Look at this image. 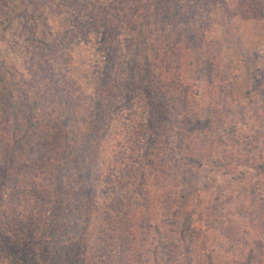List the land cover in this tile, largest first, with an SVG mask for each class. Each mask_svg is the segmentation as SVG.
Returning a JSON list of instances; mask_svg holds the SVG:
<instances>
[{
  "label": "rangeland",
  "instance_id": "rangeland-1",
  "mask_svg": "<svg viewBox=\"0 0 264 264\" xmlns=\"http://www.w3.org/2000/svg\"><path fill=\"white\" fill-rule=\"evenodd\" d=\"M107 1L111 0H104ZM179 1L181 5L186 4L185 0ZM258 1L264 3V0H214L209 8L207 4L204 6L205 0H200L199 14L191 11L185 29L190 37L181 30V22L177 26L169 24L162 27L163 22L158 21L152 27L145 25V33L139 38L136 32L143 24L140 18L137 25L123 24L126 26L119 27L115 40L118 46L112 50L109 46L102 48L104 45L99 43L101 35L95 30H90L87 36L79 30L70 31L81 15L70 22V11L66 12L67 9L59 14H50L47 9L46 21L40 18L39 13L35 14L38 15L40 28L47 26L57 34V41L66 40L58 49V56H52L48 62L59 77L61 73L65 75L64 85L72 91V100L82 93L88 101L90 96L105 90L100 88L97 77L100 71L105 79L110 77L108 64H111L114 55H119L124 62L126 58L130 62L136 58L143 65L142 74L149 75L150 84L159 85L163 81L169 83L168 80H173L177 73L179 78L194 75L200 79L202 73L196 67L197 57L203 52L199 45H202L204 50L212 48L210 51L216 67H221L220 73L229 75L225 81L217 78L210 86L203 77L201 99H191L188 103L190 113L185 126L191 130L186 145L190 152L195 149L198 157L202 158L201 167L187 163L175 167L162 150L168 145L166 133L158 135L157 131L149 128L143 135L148 104L143 90L136 87L141 81L131 80V76L130 81L129 70L124 67L118 82H111L105 92L111 108L115 107L116 111L111 112L110 123L106 126L108 132L100 149L101 176L98 182L100 180L101 184L95 186L97 192L88 204L97 222L86 221L83 217L78 220L84 222L82 226L89 225L90 242L99 235L100 227L115 223L117 210L121 214L128 210L136 220L134 245L139 249L137 252L143 264H155L151 250L160 242L161 235L167 233L176 239L163 237L165 242L176 243V248L172 250L174 257L167 264H186L183 260L186 255L192 257L195 263L208 264V253L212 254L213 264H241L252 248L258 258L254 264H264V200L259 196L264 194V179L253 180L241 171L245 164L258 166L264 145L259 141L262 148L251 152L232 146L228 122L224 118L227 109H235L234 99L244 100L248 96L259 95L260 80L264 74V15L252 17L249 13L252 3ZM9 6L23 7L19 0H9ZM23 8L22 16L14 18L16 23L13 26H9L8 17L0 19V71L13 75L11 86L14 94L19 87L27 85L19 73L28 72L25 63L33 53L27 50L28 45L37 54L46 49L40 41L29 40L31 33H20L23 21L32 16V8ZM13 15L9 11V16ZM180 80L185 82L184 78L178 82ZM229 83L231 94L225 89ZM38 100L35 98L32 103ZM186 109L181 110L183 115ZM176 116L182 120L179 113L176 112ZM173 119L164 121L160 130H164ZM78 125L82 127L83 123L79 121L76 124L74 118L70 128ZM258 125L261 128L262 124ZM4 135L0 132V173H4L8 181L3 186L0 201L7 204L9 209L5 205L4 208L10 219V213L15 214L17 219L31 216L30 208L33 206L34 226L40 229L50 221L47 217L49 197L43 202L44 198L40 199L41 194L38 196V193L48 190L53 193L54 196H50L54 199L57 180L54 184L52 173L61 171L62 166L57 162V166L53 167L52 162L38 158L32 152L28 154V144L16 147L13 160L10 158L12 146ZM246 156L249 157L248 162ZM10 160L19 169H10L8 174L3 166L9 169ZM220 161L224 164L219 168L216 163ZM72 165H76L75 162L69 164L70 167ZM78 167L77 164L72 169L78 170ZM81 172H85L84 169L78 173L67 171L64 178L67 180L70 175L67 181L74 182ZM107 176L114 183L123 185L119 194L122 200L116 197L112 185L105 184ZM71 178L75 179L72 181ZM87 179L90 184L89 174ZM253 190L255 194L251 193ZM37 203L38 206L35 205ZM131 203L138 209L134 206L131 209ZM141 219L149 226L143 227ZM65 239L72 241L76 238L71 232L69 237L62 238ZM53 241L56 242L55 239ZM185 243L190 247L188 252L185 251ZM49 246L47 250L54 261L59 246ZM162 252L164 250L161 249L160 255Z\"/></svg>",
  "mask_w": 264,
  "mask_h": 264
},
{
  "label": "trees",
  "instance_id": "trees-1",
  "mask_svg": "<svg viewBox=\"0 0 264 264\" xmlns=\"http://www.w3.org/2000/svg\"><path fill=\"white\" fill-rule=\"evenodd\" d=\"M19 1L23 7L32 8V16L29 20L23 21L20 33H31L29 40L40 41L46 49L38 51L37 54L30 48V44L28 45L27 50L33 51L31 59L26 60L25 63L28 72L21 71L19 73L21 80H24L27 85L21 89L19 87L17 94L13 93L11 86L13 75L10 76L7 72L0 71V132L5 134V137L7 136L8 140L6 141L12 146L13 152L10 153V158L13 160H15L13 155L16 147L28 144V154L32 152L39 156L38 158L52 162L53 167L57 166V162H59L62 169L66 167L67 170L51 171L55 177L53 181L57 180V185L54 187L56 192L54 199L50 196H54L53 193L48 190H40L38 193V196L41 194L40 199L44 198L43 202L47 196L49 197L47 217L50 221L40 229L34 226L33 206L30 208L31 216L17 219L15 214L10 213L12 217L10 219L4 208V205L6 207L7 204L0 201V264H143L139 252H137L139 249H137V245H134L137 237L134 226L136 220L128 210L122 211V214L117 210L118 216L115 223L100 227L99 235L92 242L89 241V225L82 226L84 222L78 221L83 217L86 221L97 222L88 204L97 192L95 186L101 184L100 180L98 182L101 176L99 173L101 167L99 163L100 149L108 132L106 126L110 123L111 112L116 111L115 107L111 108L105 91L109 89L108 86L111 82H118L124 67L129 70L128 79L131 76V80L141 81L136 84V87L143 90L148 104L146 108L148 115L144 122L145 132L143 135L147 134L149 128L157 131L158 135L166 133L168 145L166 148L162 147V150L175 167H181L185 163L201 167L203 165L202 158L198 157L195 149L190 152V148L186 145L187 136H190L191 130L190 127L185 126L186 117L190 113L188 103L191 99H201L203 77L210 86L217 78L225 81L224 79L229 75L226 72L220 73L221 67H216V62L213 61L214 55L212 56L210 51L212 48L204 50L202 45H199L203 52L197 57L198 65L196 67V70L198 69L202 73V77L197 79L194 75L190 78L185 75L181 77L185 79L184 83L181 80L178 82L181 78L177 73L173 80H168L169 83L163 81L162 84L152 85L149 75L142 74L144 73L143 65L138 63L136 58L135 60L132 58L131 62L126 58V62H124L119 55H114L111 64H108L110 77L105 79L101 71L97 77L100 88L105 90L96 93L93 97L90 96L88 101L82 93L72 100L74 98L72 91L66 88L68 85H64L65 75L61 73L59 77L50 68L51 63L48 62L52 56H58L57 51L63 47L66 40L61 43L60 40L57 41V34L51 32L50 28L47 26L40 28V24L37 22L38 15L35 14L39 13L40 18L46 21L44 16L47 9L50 14L63 13L67 9L66 12L70 11V22L77 20V17L81 15L70 31L79 30L87 36L90 30H95L98 35H101L99 43L101 46L104 45L102 48L109 46L112 50L118 46L115 40L119 27L123 24L133 26L135 23L134 25H137L140 18L143 24L138 27L136 32L139 38L142 37L141 34L145 33V25L152 27L158 21L163 22L162 27H167L169 24L177 26L181 22L179 25L181 30H184L183 33L190 37L191 35L185 29H187L191 11L199 14L200 0H185V5H181L179 0ZM213 1L205 0L204 6L207 4L206 6L211 8ZM23 7L10 8L9 0H0V19L8 17L9 26H13L16 23L14 18L22 16ZM263 10L264 3L258 1L256 4L252 3L249 13L252 17H263ZM9 11L14 14L12 17L9 16ZM111 54H113L112 51ZM144 58L147 59V56ZM1 65L2 61L0 60V67ZM69 85L72 84L69 83ZM227 86L225 89L230 92L228 94H231V84L229 83ZM260 86L259 95L248 96L244 100L234 99L235 109H227L228 113L226 112L224 115L229 126L230 144L238 149H245L247 152L260 150L262 145L259 141H262L264 145V74L260 80ZM35 98L39 100L32 103ZM184 108L187 109L186 114L183 115L181 110ZM211 110L215 114L217 113L216 110L212 108ZM176 112L181 115L182 120L176 116ZM74 118L76 124H79V121L83 123L82 127L78 125V127L70 128ZM172 119L173 122H170L164 130H160L159 127L163 126L164 121ZM259 123L262 124L261 128L258 127ZM186 148L189 149L186 150ZM260 156L261 161L257 167L245 164L246 167L244 165L241 169L243 174H248L253 180H259L260 177L264 179V152ZM246 157L248 162L249 157ZM13 160H10L9 169L3 166V170L8 174H10V169H19ZM73 162L76 165L70 167L69 164ZM77 164L78 170L84 169L85 172H81L74 182L67 181L70 175L66 180L65 173L67 171L78 173V170H73ZM223 164V161L216 163L219 168ZM88 174L91 179L90 184L87 179ZM73 179L71 178L72 181ZM7 181L4 173H0V197ZM104 181L105 184L113 186L114 194H117L116 197H120L122 200V195L119 194L123 185L114 183L110 176H107ZM251 193L255 194L256 192L253 190ZM259 196L261 200H264V194ZM39 203L35 205L38 206ZM133 206L131 203V209ZM134 207L138 209L137 206ZM6 209L9 208L6 207ZM111 214L114 212L111 211ZM140 223L143 227L149 226L145 224L144 219H141ZM71 232L76 239L62 240L64 237H69ZM163 237L176 240L168 233L161 235L160 242L155 245L154 250H151L155 264H167L170 258L174 257L172 250L176 248L175 241L165 242ZM52 244H55L56 247L59 246L54 254V261L47 250ZM184 246L186 252L190 251V247L186 243ZM161 249L164 250L162 255H160ZM253 250L255 249H251L252 252L241 264H254V260L258 258ZM207 256L209 257L207 263L213 264L212 254L208 253ZM183 260L186 264H201L195 263L194 259L188 255Z\"/></svg>",
  "mask_w": 264,
  "mask_h": 264
}]
</instances>
